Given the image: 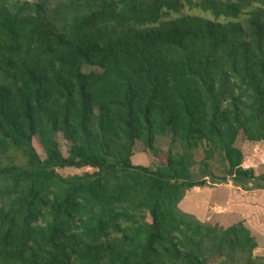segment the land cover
Wrapping results in <instances>:
<instances>
[{
    "label": "trees",
    "instance_id": "1",
    "mask_svg": "<svg viewBox=\"0 0 264 264\" xmlns=\"http://www.w3.org/2000/svg\"><path fill=\"white\" fill-rule=\"evenodd\" d=\"M240 135L264 145V0H0V264H264L180 210L192 155L132 163L171 136L264 185Z\"/></svg>",
    "mask_w": 264,
    "mask_h": 264
},
{
    "label": "rangeland",
    "instance_id": "2",
    "mask_svg": "<svg viewBox=\"0 0 264 264\" xmlns=\"http://www.w3.org/2000/svg\"><path fill=\"white\" fill-rule=\"evenodd\" d=\"M186 13L201 15V13H199L198 11H189L185 9V11H183V14ZM205 16L209 17V15ZM57 141L60 145L61 151L66 156L68 149L67 142L62 138L60 134L57 135ZM33 145L40 158L44 159V151L36 138H34L33 140ZM236 146L243 152V163L248 165V167H250L257 176L264 175V145L261 143H250L244 138L243 135H240L237 139ZM168 151H171L174 155H182L184 153L192 155V175L194 179L196 181L204 180L206 182L203 187L188 190L184 194L179 205V208L183 213L194 215L200 221L208 223L211 226L228 228L234 224H237V221L241 220H238L239 215H241L243 219H248V217L251 216V208H248L247 201L248 197L251 196V194L254 192L257 193L256 204L258 205V207L260 206L259 216L262 220L264 219L263 183L255 181L251 184L237 186V184L232 183L231 181L221 182L220 179L226 178V164L221 156L215 155L214 158L206 163L208 167H205L203 163L206 154L203 145H198L194 148H187V146H184L179 141L173 142L171 136H164L156 137L154 149L149 150L143 145L141 141H136L133 148L132 163L136 166L156 169L158 166L165 162ZM10 156L16 162L20 161V158L17 157V153H11ZM86 171L91 172L92 170L62 169L58 172L63 177H66L76 174H82ZM260 184L261 186L259 187ZM196 200H198V203L195 202ZM253 200L254 197L252 195L251 201ZM221 204H225L226 207ZM216 215L218 217L217 219H222L224 222L220 224V222L215 220V218L213 217ZM236 215L237 217L235 218ZM241 221H243L245 227L247 228V224H245L246 221ZM262 247L263 245L261 246V248L257 247L254 253L255 257L264 256V248Z\"/></svg>",
    "mask_w": 264,
    "mask_h": 264
},
{
    "label": "crops",
    "instance_id": "3",
    "mask_svg": "<svg viewBox=\"0 0 264 264\" xmlns=\"http://www.w3.org/2000/svg\"><path fill=\"white\" fill-rule=\"evenodd\" d=\"M255 192H261V191H255ZM253 195L254 200L251 201V196ZM251 196L248 197V208H251V216L248 217V219H243L241 215L238 216V220H245L247 224V229L250 231L251 235L255 238L257 244H258V248H261V246L263 245L262 248H264V219L262 220L259 216V211H260V206L258 207V205L256 204L257 199V193H252ZM198 200H196L195 202H197ZM198 203V202H197ZM196 203V204H197ZM224 205L225 204H221ZM226 207V206H225ZM258 207V209H257ZM222 208V207H220ZM264 211V209H263ZM232 214V213H231ZM237 214V213H236ZM238 215V214H237ZM237 215L235 216V218L237 217ZM233 217V215H232ZM213 218H215V220H217L218 222L223 223L224 221L222 219H217V215L214 216ZM245 218V216H244ZM208 220V219H206ZM237 221V223L242 222L243 221ZM255 253V252H254ZM264 257V256H263Z\"/></svg>",
    "mask_w": 264,
    "mask_h": 264
},
{
    "label": "built area",
    "instance_id": "4",
    "mask_svg": "<svg viewBox=\"0 0 264 264\" xmlns=\"http://www.w3.org/2000/svg\"><path fill=\"white\" fill-rule=\"evenodd\" d=\"M251 166V165H250ZM242 168L244 169H249L250 167H248V165H246L245 163L242 164Z\"/></svg>",
    "mask_w": 264,
    "mask_h": 264
}]
</instances>
